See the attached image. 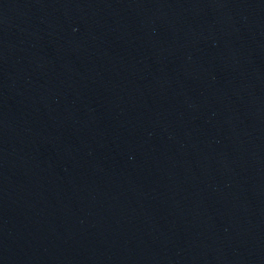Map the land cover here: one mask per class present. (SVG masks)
<instances>
[{
	"label": "water",
	"instance_id": "obj_1",
	"mask_svg": "<svg viewBox=\"0 0 264 264\" xmlns=\"http://www.w3.org/2000/svg\"><path fill=\"white\" fill-rule=\"evenodd\" d=\"M0 264H264V0H0Z\"/></svg>",
	"mask_w": 264,
	"mask_h": 264
}]
</instances>
